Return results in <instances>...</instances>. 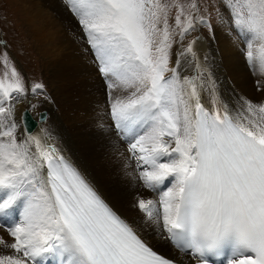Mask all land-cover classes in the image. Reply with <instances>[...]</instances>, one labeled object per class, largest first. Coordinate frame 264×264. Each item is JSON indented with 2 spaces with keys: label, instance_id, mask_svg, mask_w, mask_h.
<instances>
[{
  "label": "snow or ice",
  "instance_id": "6c2138e0",
  "mask_svg": "<svg viewBox=\"0 0 264 264\" xmlns=\"http://www.w3.org/2000/svg\"><path fill=\"white\" fill-rule=\"evenodd\" d=\"M253 75L264 78V0H220ZM94 54L108 96L107 130L127 143L138 187V222L121 218L44 131L24 127L38 104L15 119V103L47 95L26 87L3 56L0 76V217L19 209L0 237V264H176L141 233L165 240L192 264H264V101L217 92L197 40L176 54L178 36L212 24L196 0H65ZM175 9L174 23L169 17ZM0 41V45H3ZM207 60V57H204ZM185 65L192 75L182 74ZM257 90L264 84L257 80ZM206 96L209 106L202 102ZM41 120L43 112L38 113ZM102 130L104 125H100ZM24 128L26 134L18 129ZM170 186L160 191L165 181Z\"/></svg>",
  "mask_w": 264,
  "mask_h": 264
},
{
  "label": "bare ground",
  "instance_id": "6f19581e",
  "mask_svg": "<svg viewBox=\"0 0 264 264\" xmlns=\"http://www.w3.org/2000/svg\"><path fill=\"white\" fill-rule=\"evenodd\" d=\"M58 5L54 0L51 5L47 4L48 7ZM60 11L61 8L59 13ZM220 13L225 16L226 21L230 20L224 7H221ZM44 22L45 26L48 25V22ZM59 25L64 26V29L68 31L59 33ZM52 26V28L37 27L35 33L38 39L35 35L32 36L47 50L60 46L58 53L54 50L53 56L43 54L46 65L45 74L49 75L54 87H57L58 82L59 90L55 89L54 92L50 90L55 96L54 98L52 96L53 104L45 105L46 114L50 118L47 124L49 127L44 125V122H38L32 134L43 136L42 129L49 133L51 139H46V143L54 145L63 156L71 159L100 196L123 219L129 223L138 222L141 213L133 207L134 199L140 197L158 199V192L145 189L143 194L138 195L136 188L138 182L133 179L135 162L129 159L127 143L107 130V126L111 123L106 116L107 90L97 70L93 52L88 51L85 44L84 51L76 47L78 35L72 32L77 27L75 21L59 20V22H53ZM236 37H238L237 34L227 23L223 27L218 23L214 27V40L210 42V45L206 43V39L200 37V39H194L197 40L194 48L198 57L206 64L212 79L216 82L217 92L223 100L234 103L237 97L241 96L253 102H262L264 87L258 91L256 82L260 80L264 84V78L253 75L240 51L244 45ZM204 57H207L206 61ZM175 59L176 55H174V62ZM181 71L185 75L193 74L192 70L183 64ZM31 101V97H27L22 103L20 102V105L24 102L30 104ZM202 102L205 106H209L206 96H202ZM22 111L17 118L15 117L18 123ZM101 124L104 125L105 130L101 129ZM18 131L25 134L24 128ZM170 184L171 180L165 181L160 191ZM14 211L11 221L19 219V209ZM141 235L148 243L150 241L160 244L161 239L156 238L150 231H145ZM9 236L7 229L0 228V237H3L7 243L14 242V238L9 239ZM166 247L171 253L163 252L161 249L162 253L180 259L184 263H191L189 257L176 252L167 242ZM0 251L8 250L0 245Z\"/></svg>",
  "mask_w": 264,
  "mask_h": 264
},
{
  "label": "rangeland",
  "instance_id": "374dc122",
  "mask_svg": "<svg viewBox=\"0 0 264 264\" xmlns=\"http://www.w3.org/2000/svg\"><path fill=\"white\" fill-rule=\"evenodd\" d=\"M52 1L53 0H0V37L5 43V47L3 45H0V76H2L6 70L3 62V56L5 53H7L9 63L17 68L18 72L21 74L25 81L26 87H29L34 82L43 83L47 95L50 97L49 100L45 101L43 97L32 98V96L29 95L28 97H31L32 99L31 103L29 104L24 102L22 105H20V102L22 103L26 98L22 99L19 104L14 101L16 118L21 110L29 108L31 104H38L37 109L31 112L34 118H37L36 116L40 111L45 110L46 113L45 105L53 104L52 96L53 98L55 97L54 94H51L50 90H52L53 92L55 89L59 90L58 82L56 83L57 87H54L53 83L50 82L49 75L45 74L46 65L44 63L45 61L43 59V54H51L53 56L55 52L58 53L60 46L58 45V48L55 46L53 50H47L44 45H42L32 36L35 35V37L37 38L35 33L37 27L43 26L44 28H52V23L59 22V20L75 21L77 25L76 30H70L72 32H75V35L76 33L78 35L76 47L84 51L83 47L85 44L88 51L91 50L90 46L84 39L77 19L70 12L65 3V0H54L59 5L48 7L47 4L50 3L51 5ZM181 2H184V0H181ZM196 3L199 5L200 14L205 16V18L212 24L214 30V27L218 25L217 13L220 12L221 7H223L222 3L220 2V0H196ZM60 8L61 11L59 13ZM174 16L175 9H173L170 13V23H174ZM43 22H48V25L45 26ZM68 27H70L69 24ZM67 31L68 30L64 29V26H58L59 33H65ZM200 37L206 39L205 41L208 45H210V42L214 40L212 34L209 33V29L205 26H198L195 31L189 32L182 42L179 40V37L176 36L175 40L177 41V43H174L173 45L170 66L175 64V62L173 61L174 55L185 48L191 41H193L194 39H200ZM236 38L239 39V37ZM241 48H243V46ZM49 119L50 118L47 116V119L43 123L47 127H49V125H47ZM136 188L138 190V195L145 192V189H143L142 187H138V185L136 186ZM164 189L166 188H163L162 190ZM0 197H2V193H0ZM9 239L13 238L9 236ZM149 243L161 252V249H164V246L166 244L165 240H160L159 245L150 241Z\"/></svg>",
  "mask_w": 264,
  "mask_h": 264
},
{
  "label": "water",
  "instance_id": "95a60500",
  "mask_svg": "<svg viewBox=\"0 0 264 264\" xmlns=\"http://www.w3.org/2000/svg\"><path fill=\"white\" fill-rule=\"evenodd\" d=\"M39 120L42 121L40 118ZM27 121H28V124L26 126L32 129V125H35L36 122H34V120H32L31 118H29Z\"/></svg>",
  "mask_w": 264,
  "mask_h": 264
},
{
  "label": "trees",
  "instance_id": "16d2710c",
  "mask_svg": "<svg viewBox=\"0 0 264 264\" xmlns=\"http://www.w3.org/2000/svg\"><path fill=\"white\" fill-rule=\"evenodd\" d=\"M166 251H168V253H171L170 250H169V248L166 247V244H165L164 249H163V252H166Z\"/></svg>",
  "mask_w": 264,
  "mask_h": 264
}]
</instances>
